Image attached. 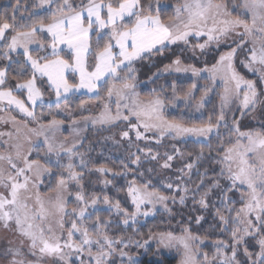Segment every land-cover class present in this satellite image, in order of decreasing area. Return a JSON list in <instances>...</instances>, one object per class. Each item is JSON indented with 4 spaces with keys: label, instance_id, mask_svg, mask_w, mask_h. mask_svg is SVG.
Segmentation results:
<instances>
[{
    "label": "rangeland",
    "instance_id": "1",
    "mask_svg": "<svg viewBox=\"0 0 264 264\" xmlns=\"http://www.w3.org/2000/svg\"><path fill=\"white\" fill-rule=\"evenodd\" d=\"M145 3L67 0L66 5L74 11H59L47 26L11 35L5 34L11 27L0 29V46L30 53L27 62L33 78L16 90L23 89L34 99V81L42 79L56 94L58 103L66 100L64 106L55 109L57 118L48 125L33 126L34 141L43 145L42 150L71 153L89 132L130 118L150 133L154 142L205 141L215 128L184 127L166 117L179 105L183 110L191 106L190 113L196 117L209 114L203 107L212 99L209 105L219 114L215 119L218 125L230 124L236 132V119L249 109H254L251 120L264 125V0H180L169 19H162L157 7ZM172 46L186 48L196 60L211 51L224 50L214 64L201 70L180 62L159 70L158 74L178 75L179 83L191 81L185 88L177 84L178 94L174 89L147 86L134 78L136 60ZM241 71L257 77L260 89ZM2 74L0 71V88L4 86ZM155 89L161 93H154ZM11 107L27 120L24 105L8 90L0 89V114ZM8 130V123L0 122V141H7ZM237 134L245 143L228 150L225 159L230 163L227 170L231 181L247 191L241 228L254 233L253 222L264 209V138ZM21 158L22 162L16 151L0 154L4 161L0 163V264H65V244L60 242L63 237L59 235L54 241L55 233L46 232L36 220L37 214L41 217L36 213L40 208L36 200L42 198L35 188L40 168L31 170L26 156ZM160 162L164 167L170 163L167 159ZM128 195L137 211L162 208L165 200L154 191L142 192L135 186ZM196 241L187 232L153 240L156 250L174 253L175 264H196ZM44 246L49 247V255ZM218 262L228 263L223 257Z\"/></svg>",
    "mask_w": 264,
    "mask_h": 264
},
{
    "label": "trees",
    "instance_id": "2",
    "mask_svg": "<svg viewBox=\"0 0 264 264\" xmlns=\"http://www.w3.org/2000/svg\"><path fill=\"white\" fill-rule=\"evenodd\" d=\"M49 1L0 0V29L4 25L11 27L6 35L30 31L50 24L59 11H74L66 5L67 0ZM143 1L157 7L162 19L171 18L180 4V0ZM223 50L211 51L200 60L180 46L156 50L134 62V78L147 86L174 89L178 94L177 84L185 88L191 81L179 83L178 75L158 74L159 70L175 62L201 70L214 64ZM29 54L0 46L4 83L0 89L13 94L27 113L24 121L15 107L3 109L0 122L8 123L10 136L0 141V154L12 155L16 151L21 162V157L26 156L31 170L39 166L35 188L42 198L36 200L40 204L36 213L41 217L32 209L30 212L46 232L55 233L54 241L59 240V235L63 237L60 242L65 244V264H175L174 253L156 250L153 240L181 232L197 240L196 264H221L219 257L228 261L225 264H264V209L253 222L256 232L245 233L241 226L247 191L231 181L227 170L230 163L225 159L228 150L245 143L238 132L264 138V125L251 120L254 109L236 119V132L230 124L215 122L219 114L209 105L213 99L203 107L209 114L196 117L190 113L191 106L183 110L182 105L168 113V121L184 127L215 128L205 141L154 142L153 136L130 118L89 132L71 153H47L43 145L34 141L33 126H45L57 118L55 109L64 106L66 100L58 103L56 94L42 79L34 81V99L23 89L16 90L33 78L27 62ZM242 75L260 89L257 77L246 72ZM153 92L161 93L158 89ZM14 130L17 132L12 135ZM166 159L170 163L164 167L160 161ZM134 186L163 196V207L137 211L128 195ZM261 194L264 198V191ZM44 251L50 254L49 247L44 246Z\"/></svg>",
    "mask_w": 264,
    "mask_h": 264
}]
</instances>
